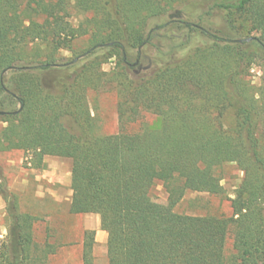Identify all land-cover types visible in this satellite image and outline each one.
I'll return each instance as SVG.
<instances>
[{
	"label": "trees",
	"instance_id": "16d2710c",
	"mask_svg": "<svg viewBox=\"0 0 264 264\" xmlns=\"http://www.w3.org/2000/svg\"><path fill=\"white\" fill-rule=\"evenodd\" d=\"M178 2L0 0V98L19 106L0 109L6 125L0 145L29 154L37 169H44L45 156L71 160L68 212L99 217L108 264H264V0L215 4L229 25L233 17L258 37L239 42L201 30L209 41L182 56L196 26L178 20L149 26ZM71 10L90 16L75 28ZM175 23L184 37L151 69L141 51ZM81 36L90 41L84 58L56 59ZM110 59L114 67L102 72ZM103 83L117 94L121 131L96 136L86 95ZM228 112L234 123L225 129L217 120ZM143 113L157 116L160 128L125 133ZM226 163L243 173L231 217L173 211L187 190L223 196L217 170ZM157 182L166 189V205L148 200ZM1 195L12 201L0 264H42L54 251L35 241L36 218L19 212L4 189ZM230 230L233 253L226 256ZM94 235L84 232L82 264H92Z\"/></svg>",
	"mask_w": 264,
	"mask_h": 264
},
{
	"label": "rangeland",
	"instance_id": "374dc122",
	"mask_svg": "<svg viewBox=\"0 0 264 264\" xmlns=\"http://www.w3.org/2000/svg\"><path fill=\"white\" fill-rule=\"evenodd\" d=\"M223 1L179 0L173 10L162 18L152 21L149 26L153 28L170 20L183 21L196 26L191 36L190 45L182 52H178L177 56H182L189 49L209 41L201 30H208L219 36L237 41L247 39L244 38L246 36L252 39L258 37V32H249L246 24L233 17L232 25L228 24L229 19L225 12L215 8V4ZM89 16L71 10L69 22L76 28ZM184 34L185 31L182 26L175 23L166 30L160 31L153 45L145 47L141 51L146 61L150 63L151 69L168 59V51L174 44L181 42ZM157 46L161 48V54L157 51ZM88 49H90L88 36H81L72 41L70 50L57 52L56 59L62 63L73 60L78 62L79 59L85 57L86 54L83 53ZM104 52V50L98 51L95 56L100 57ZM78 56L79 58L76 59ZM91 60L92 57L80 61L79 65ZM114 63L115 59L104 61L100 70L109 73L114 67ZM134 71L138 72V69ZM252 75L253 83L257 85L259 76L257 68L253 69ZM86 99L91 116H93L92 131L94 135L108 136L121 131L117 115L118 97L111 85L103 83L98 89L89 90ZM18 108L19 106L15 103L11 104L8 98H0V109L14 111ZM217 122L225 129L231 128L234 123L232 113H226ZM160 125L161 121L157 116L143 113L139 120L126 125L123 131L128 134L141 132L144 128L149 131H156ZM5 126V123L0 121V133ZM73 129L77 128L74 126ZM30 159V155L24 151H7L0 145V247L6 241L9 224L7 205L12 201L11 198L6 199V201L3 199L1 194L2 189H4L16 200L19 212L30 214L36 218L33 227L35 241L40 246L44 242L47 243L54 251V254L49 255L42 264H82L81 253L84 232L94 231L93 228L98 226L99 217L93 214L71 215L68 212L72 195L70 189L71 160L46 156L47 163L44 169H37ZM217 174L224 190L223 196L187 190L173 211L176 214L196 217L209 216L218 219L231 217L230 199L234 198L243 173L235 163H226L217 170ZM148 200L166 205L167 192L161 182L155 183L150 189ZM232 253V233L230 230L225 244V255L228 256ZM92 264H108L106 241L104 245L94 244Z\"/></svg>",
	"mask_w": 264,
	"mask_h": 264
},
{
	"label": "crops",
	"instance_id": "0c3cea01",
	"mask_svg": "<svg viewBox=\"0 0 264 264\" xmlns=\"http://www.w3.org/2000/svg\"><path fill=\"white\" fill-rule=\"evenodd\" d=\"M46 157V156H45ZM45 157H44V160H43V163L46 164L47 163V160H45ZM97 216V215H96ZM98 217V216H97ZM99 222H98V226L97 227H94L93 230L95 231V235H94V242L95 244H101V245H104L105 244V241H106V233L104 231H102L100 229V226H99ZM100 238V240H99Z\"/></svg>",
	"mask_w": 264,
	"mask_h": 264
},
{
	"label": "water",
	"instance_id": "95a60500",
	"mask_svg": "<svg viewBox=\"0 0 264 264\" xmlns=\"http://www.w3.org/2000/svg\"><path fill=\"white\" fill-rule=\"evenodd\" d=\"M251 40H252V38H247V39H244V40H239V42H241V41L249 42V41H251ZM81 57H83V56H81ZM0 114H3V112H0Z\"/></svg>",
	"mask_w": 264,
	"mask_h": 264
}]
</instances>
